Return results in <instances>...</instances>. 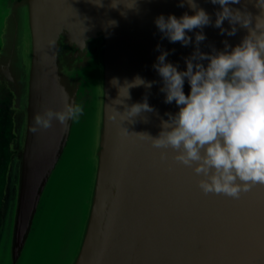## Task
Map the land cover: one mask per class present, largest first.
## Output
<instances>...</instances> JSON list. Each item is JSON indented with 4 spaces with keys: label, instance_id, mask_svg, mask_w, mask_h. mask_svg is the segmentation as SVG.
I'll list each match as a JSON object with an SVG mask.
<instances>
[{
    "label": "water",
    "instance_id": "obj_1",
    "mask_svg": "<svg viewBox=\"0 0 264 264\" xmlns=\"http://www.w3.org/2000/svg\"><path fill=\"white\" fill-rule=\"evenodd\" d=\"M104 2L98 9L90 0H0V108L8 137L0 264H264V185L239 199L204 195L200 177L177 164L171 150L162 160L149 141L131 133L157 136L160 118L179 110L160 92L156 46L184 70L201 29L188 33L193 43L185 47L162 40L154 21L161 13L180 17L192 10L179 7L180 0H139V12L124 17ZM196 2L214 24L220 6ZM245 4L258 14L251 0L232 7ZM110 18L118 26L106 29ZM224 27L231 28L227 20ZM202 31L204 52L222 50L224 40L234 47L247 34L239 26L234 36L212 25ZM52 37L58 38L54 52ZM137 74L158 83L131 89L127 102L142 101L148 91L159 115L125 122L130 134L124 135L108 118L106 105L117 97L109 81ZM61 88L83 104V115L67 128L54 120L32 133L36 114L62 108ZM184 91L190 92L187 80Z\"/></svg>",
    "mask_w": 264,
    "mask_h": 264
},
{
    "label": "clouds",
    "instance_id": "obj_2",
    "mask_svg": "<svg viewBox=\"0 0 264 264\" xmlns=\"http://www.w3.org/2000/svg\"><path fill=\"white\" fill-rule=\"evenodd\" d=\"M210 2L220 6L214 24L210 14L196 0H180L178 5L187 4L193 14L185 12L177 17L161 13L155 18L162 40L180 42L185 47L193 43L188 33L195 29L201 31L195 33V50L185 57L184 70L168 61L169 51L157 44L160 54L153 68L163 82L160 92L165 94L166 104L175 102L179 110L166 113L168 119L160 118L161 130L157 136L131 133L149 141L160 151L162 160L168 158L171 150L177 164L192 169L200 177L198 187L204 195L239 199L257 185H264V0H251L259 10L255 15L246 4L243 10L232 7L241 4V0ZM90 3L98 9L105 8L104 0H90ZM138 3L139 0H110L107 7L126 17L128 10L139 12ZM87 19L84 17L83 22ZM225 20L231 25L230 29L224 27ZM208 25L220 29L221 35H236L238 26L246 29L247 34L234 47L224 40L222 50L213 47L211 52H204L200 48L206 39L202 29ZM104 26L106 29L116 27L118 21L110 18ZM57 43V37L50 38L48 48L54 52ZM186 80L190 85L187 94L184 91ZM109 83L117 89V97L106 105L112 109L108 118L119 122L124 135L130 134L125 122L148 123L146 113L159 115L148 102V91L142 101L127 102L132 99L131 89L143 86L150 90L158 81H149L137 74L131 80L125 78L123 83L119 77H113ZM61 94L62 108H45L42 114H36L29 129L32 133L51 128L54 120L67 128L69 121H78L83 115V104L73 100L66 89L61 88ZM116 105H123L124 110L119 111Z\"/></svg>",
    "mask_w": 264,
    "mask_h": 264
},
{
    "label": "flooded vegetation",
    "instance_id": "obj_3",
    "mask_svg": "<svg viewBox=\"0 0 264 264\" xmlns=\"http://www.w3.org/2000/svg\"><path fill=\"white\" fill-rule=\"evenodd\" d=\"M3 124H4V120H3L2 115L0 113V127ZM4 138L5 137L0 136V183H1L3 172L5 170L7 159H8L7 149H6V141ZM3 140H4V142H3ZM0 205H1V198H0Z\"/></svg>",
    "mask_w": 264,
    "mask_h": 264
},
{
    "label": "rangeland",
    "instance_id": "obj_4",
    "mask_svg": "<svg viewBox=\"0 0 264 264\" xmlns=\"http://www.w3.org/2000/svg\"><path fill=\"white\" fill-rule=\"evenodd\" d=\"M0 113H1V115H2V118H3V120H4V124L0 127V136H2V137H5L4 139H5V141H6V144H7V142H8V137L5 135V129H6V124H7V118H6V115H4V113H3V111H2V109L0 108ZM3 142H4V140H3Z\"/></svg>",
    "mask_w": 264,
    "mask_h": 264
}]
</instances>
